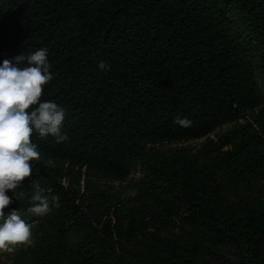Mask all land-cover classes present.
<instances>
[{
	"label": "trees",
	"instance_id": "16d2710c",
	"mask_svg": "<svg viewBox=\"0 0 264 264\" xmlns=\"http://www.w3.org/2000/svg\"><path fill=\"white\" fill-rule=\"evenodd\" d=\"M41 48L68 139L33 133L5 210H51L0 264H264V0H0V63Z\"/></svg>",
	"mask_w": 264,
	"mask_h": 264
},
{
	"label": "clouds",
	"instance_id": "9594fccd",
	"mask_svg": "<svg viewBox=\"0 0 264 264\" xmlns=\"http://www.w3.org/2000/svg\"><path fill=\"white\" fill-rule=\"evenodd\" d=\"M98 68L107 70L109 64L100 61ZM50 69L47 48L0 63V252L12 253L31 239V225L20 212L12 210L6 215L4 210L12 203L6 192L16 190L29 178L32 161L40 159L38 146L32 142L33 133L39 138L51 136L57 143L68 139L61 133L64 108L53 101H41L44 86L53 79ZM173 122L182 127L191 123L180 117ZM31 199L35 203L27 208L29 215L40 217L51 210L38 184ZM52 201L59 207L58 196H53Z\"/></svg>",
	"mask_w": 264,
	"mask_h": 264
},
{
	"label": "rangeland",
	"instance_id": "374dc122",
	"mask_svg": "<svg viewBox=\"0 0 264 264\" xmlns=\"http://www.w3.org/2000/svg\"><path fill=\"white\" fill-rule=\"evenodd\" d=\"M233 123L234 122L224 123V124L214 128L210 132L206 133L205 135L198 137V138L187 139V140L162 141L160 143V145L162 147L186 146L189 149H195L202 141L211 137L214 134H217V133L223 131L225 128L231 126ZM156 144H158V143H156ZM137 175H138V169L136 167H134L130 171L129 175L122 182H119L118 180L100 179V183L114 189L119 184H125V183L130 182L131 180L135 179L137 177ZM4 211H5V214H8L12 210H4ZM30 217L32 219H29ZM41 217L42 216L34 217V216L29 215V214H21V218L24 219L28 224L31 225L32 235H31L30 241L33 239V235H34L35 227H36V222ZM15 251L12 253L0 252V259L2 261H9L11 259V257L13 256V254L15 253ZM209 263L210 264H236V262L234 261V254H233L232 250H230V249H223V256H213L210 258Z\"/></svg>",
	"mask_w": 264,
	"mask_h": 264
}]
</instances>
